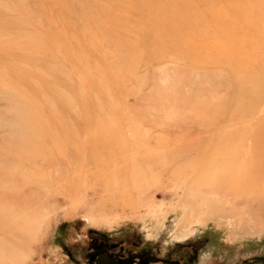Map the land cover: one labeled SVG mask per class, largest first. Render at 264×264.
<instances>
[{
	"label": "rangeland",
	"instance_id": "1",
	"mask_svg": "<svg viewBox=\"0 0 264 264\" xmlns=\"http://www.w3.org/2000/svg\"><path fill=\"white\" fill-rule=\"evenodd\" d=\"M244 2L255 54L248 73L233 75L174 55L150 61L151 51L136 46L138 0H0L1 165L12 146L23 152L47 135L77 138L72 153L80 149L97 164L149 149L146 159L156 160L142 185L139 172L129 183L117 177L77 186L27 214L12 211L4 193L14 168L0 166V264H82L75 252L88 249L95 233L140 239L155 249V264H181L192 247L190 264L264 263V173L244 188L237 180L245 171L236 169L213 187V169L194 177L188 163L202 157L192 147L180 158L177 145L200 140L211 148L216 136L249 145L264 137V0ZM114 13L127 21L120 29L130 30L135 47L117 49L105 32ZM104 136L106 144L95 139ZM190 202L199 205L193 212Z\"/></svg>",
	"mask_w": 264,
	"mask_h": 264
},
{
	"label": "bare ground",
	"instance_id": "2",
	"mask_svg": "<svg viewBox=\"0 0 264 264\" xmlns=\"http://www.w3.org/2000/svg\"><path fill=\"white\" fill-rule=\"evenodd\" d=\"M231 1L233 2L229 5L225 0H200L197 4L195 0H138L140 10L143 12L137 14L135 11L137 17L132 19L138 26V31L134 32H137L136 36H140L136 37V46L138 47L140 43L151 51L150 61L174 55L185 63H191L197 69L217 63L227 67L233 75H236V70L248 73L250 61L255 54L252 49L250 52L248 43L253 44L250 39H254L255 33L252 32L251 21L247 15L249 10L246 1ZM125 24L127 21L125 22L117 13L103 24L105 32L113 37L117 49L128 44L135 47L129 39L132 36L130 30L120 29ZM236 82L242 85L240 80L236 79ZM57 137L59 136L47 135L39 140L37 146L28 147L23 152L12 146L8 155L3 157V164L0 163V166L14 168L12 173L6 175L9 178L6 179L11 180V185L4 193L12 211L20 208V213L27 214L31 211L39 212L42 208L46 210L60 193L67 197L68 193L71 195L75 192L77 186L95 185L117 177L123 184L129 183L131 177L139 172L138 182L142 185L141 182L147 179L146 167L156 163V160L150 162L146 159L148 154L153 152L149 149L148 152L140 154L121 152L112 161L103 162V157L100 164H97L91 161L89 155L77 152L80 149L72 153L71 139L77 138ZM231 137L212 138L211 148L203 146L200 140L195 147L193 144L196 141L189 144L179 139L177 145L183 146L180 158L184 154L190 155L194 147V153L202 158L200 157L198 162L188 163L190 169L194 171L193 176L198 174L209 176L213 169V187L223 184L224 176L230 175L236 169L245 171V176L242 178L240 176L241 179L237 180L244 183V188L252 187V183L262 182L261 176L264 171L260 170L264 167L261 166L264 165V137L253 139L249 145L240 142V139H235L229 144ZM107 138L104 136L95 139L106 144ZM88 139L82 143L81 148L87 149L88 143L92 142ZM52 141L60 143L52 148L50 146ZM146 145H149V142ZM180 158L173 157L171 162H176ZM179 167L181 165L176 166V169ZM215 172L220 174L217 175ZM259 172H262L260 176ZM235 179L233 181L236 182ZM196 206L199 207L198 204L190 202L185 208L193 212L198 208ZM12 230L15 232V225Z\"/></svg>",
	"mask_w": 264,
	"mask_h": 264
},
{
	"label": "flooded vegetation",
	"instance_id": "3",
	"mask_svg": "<svg viewBox=\"0 0 264 264\" xmlns=\"http://www.w3.org/2000/svg\"><path fill=\"white\" fill-rule=\"evenodd\" d=\"M88 249L75 252L82 264H155V249L142 245L140 239L104 236L95 233Z\"/></svg>",
	"mask_w": 264,
	"mask_h": 264
},
{
	"label": "trees",
	"instance_id": "4",
	"mask_svg": "<svg viewBox=\"0 0 264 264\" xmlns=\"http://www.w3.org/2000/svg\"><path fill=\"white\" fill-rule=\"evenodd\" d=\"M195 251H196L195 247H192L189 249V251L187 253L185 252L186 257H185V259H182L181 264H190V260H192V262H194L193 260H194L195 254H196ZM263 260H264V258H263ZM241 263H242V261L239 264H241ZM253 263L256 264V261L253 260ZM253 263H251V264H253Z\"/></svg>",
	"mask_w": 264,
	"mask_h": 264
}]
</instances>
